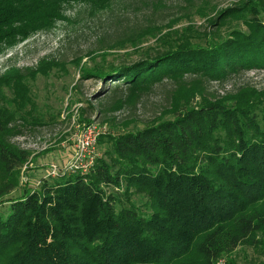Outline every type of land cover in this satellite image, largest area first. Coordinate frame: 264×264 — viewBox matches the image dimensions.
Instances as JSON below:
<instances>
[{
    "label": "trees",
    "instance_id": "trees-1",
    "mask_svg": "<svg viewBox=\"0 0 264 264\" xmlns=\"http://www.w3.org/2000/svg\"><path fill=\"white\" fill-rule=\"evenodd\" d=\"M114 1L0 0V54L67 20L65 6L105 11ZM227 20L244 28L83 71V79L117 83L137 101L166 80L177 85L171 117L101 136L108 147L88 172L68 170L28 188L22 170L30 152L11 142L13 116L0 115V205H10L0 213V264H170L193 249L215 264L239 247L263 248L264 91L245 85L221 98L201 95L206 82L264 70V0H238L210 26ZM55 66L49 57L30 69L1 63L0 106L6 91L20 108L33 106L27 75ZM136 194L150 200L147 211Z\"/></svg>",
    "mask_w": 264,
    "mask_h": 264
},
{
    "label": "rangeland",
    "instance_id": "rangeland-1",
    "mask_svg": "<svg viewBox=\"0 0 264 264\" xmlns=\"http://www.w3.org/2000/svg\"><path fill=\"white\" fill-rule=\"evenodd\" d=\"M237 2L210 0L211 5L200 7L202 0H115L112 8L105 11L72 4L63 9L67 20H60L52 29L3 51L0 64L12 59L14 65L30 69L36 68L44 57L56 63L48 75L40 73L32 78L27 73L33 106L20 108L13 102L11 91L4 92L6 100L0 106V115L13 116L12 125L18 128L11 142L31 155L22 170V176H28L23 184L30 189L39 188V181L54 180L52 168L62 170L73 161L77 140L90 126L98 133L96 153L103 156L108 145H99L101 136L143 128L163 116L171 117L175 82L157 84L137 101L127 98L124 88L116 91L117 83L83 79V71H104L111 64H131L146 53L187 42L203 43L213 37L211 33L222 36L244 28L235 20L210 26L223 8ZM245 85L264 91V70L245 72L224 82H206L201 97L221 98ZM200 99L196 96L193 103ZM58 180L63 182L66 178ZM23 189L6 197L14 198ZM133 200L144 211L149 209L150 200L145 194H136ZM260 206L264 208V201ZM1 212L8 215L10 205H0ZM2 259L0 255V263ZM170 264H203V255L193 249L188 256ZM215 264H264V246L239 247Z\"/></svg>",
    "mask_w": 264,
    "mask_h": 264
},
{
    "label": "built area",
    "instance_id": "built-area-1",
    "mask_svg": "<svg viewBox=\"0 0 264 264\" xmlns=\"http://www.w3.org/2000/svg\"><path fill=\"white\" fill-rule=\"evenodd\" d=\"M97 137L98 133H96V128L90 126L89 129H85L77 140L76 154L73 161L62 170L57 167H53L52 176L63 175L68 170L81 171L83 173L88 172L99 156L96 153ZM23 177L24 182L28 181V176L24 175ZM40 183L41 181H39L38 185Z\"/></svg>",
    "mask_w": 264,
    "mask_h": 264
},
{
    "label": "crops",
    "instance_id": "crops-1",
    "mask_svg": "<svg viewBox=\"0 0 264 264\" xmlns=\"http://www.w3.org/2000/svg\"><path fill=\"white\" fill-rule=\"evenodd\" d=\"M29 172H30V171H29ZM22 188H23V187H22ZM17 191H18V190H17ZM15 192H16V191H15ZM15 192H13V193H15ZM13 193H12V194H13Z\"/></svg>",
    "mask_w": 264,
    "mask_h": 264
}]
</instances>
